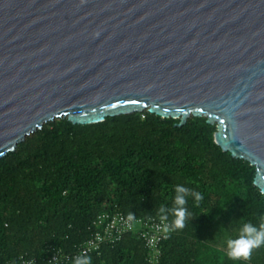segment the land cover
Wrapping results in <instances>:
<instances>
[{
    "label": "water",
    "instance_id": "water-1",
    "mask_svg": "<svg viewBox=\"0 0 264 264\" xmlns=\"http://www.w3.org/2000/svg\"><path fill=\"white\" fill-rule=\"evenodd\" d=\"M206 117L264 191V0H0V158L56 118Z\"/></svg>",
    "mask_w": 264,
    "mask_h": 264
},
{
    "label": "trees",
    "instance_id": "trees-1",
    "mask_svg": "<svg viewBox=\"0 0 264 264\" xmlns=\"http://www.w3.org/2000/svg\"><path fill=\"white\" fill-rule=\"evenodd\" d=\"M178 121L148 110L84 125L56 118L27 136L0 158V264L74 250L104 211L160 218L177 184L203 199L188 198L193 219L163 240L157 264H264V246L247 261L225 255L227 240L264 215L255 166L223 151L206 117ZM86 256L91 264H153L132 232Z\"/></svg>",
    "mask_w": 264,
    "mask_h": 264
},
{
    "label": "built area",
    "instance_id": "built-area-1",
    "mask_svg": "<svg viewBox=\"0 0 264 264\" xmlns=\"http://www.w3.org/2000/svg\"><path fill=\"white\" fill-rule=\"evenodd\" d=\"M165 226L169 231L165 233ZM135 233L144 240L149 249V261L157 264L162 255L161 243L172 232L171 223L167 219L143 218L120 211H104L92 223L89 238L76 245L74 250L62 251L53 249L51 256L42 259L30 258L22 255L18 262L8 264H66L73 261V257L93 252H99L104 245L114 244L122 239L126 233Z\"/></svg>",
    "mask_w": 264,
    "mask_h": 264
},
{
    "label": "clouds",
    "instance_id": "clouds-1",
    "mask_svg": "<svg viewBox=\"0 0 264 264\" xmlns=\"http://www.w3.org/2000/svg\"><path fill=\"white\" fill-rule=\"evenodd\" d=\"M173 206L168 208L161 206L158 209V215L161 220H165L168 215L174 217L171 223V229H183L186 222L193 219L192 213L187 208V200L189 197L193 198L198 204L202 199L200 192L190 190L189 188L177 184L174 187ZM264 195V191H261ZM165 233L169 231V227L165 226ZM227 251L225 253L228 260L233 262L247 261L251 257L255 249L264 246V215L260 217L258 224L251 222L244 223L239 231V234L234 239H228ZM72 264H91L90 257L80 254L73 257Z\"/></svg>",
    "mask_w": 264,
    "mask_h": 264
}]
</instances>
